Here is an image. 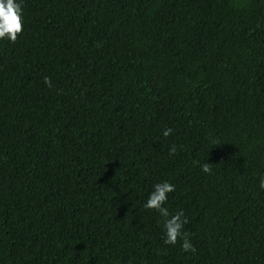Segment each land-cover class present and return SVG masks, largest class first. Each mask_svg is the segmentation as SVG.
<instances>
[{"label":"trees","instance_id":"obj_1","mask_svg":"<svg viewBox=\"0 0 264 264\" xmlns=\"http://www.w3.org/2000/svg\"><path fill=\"white\" fill-rule=\"evenodd\" d=\"M22 8L0 40V264H264V0ZM162 181L194 250L143 207Z\"/></svg>","mask_w":264,"mask_h":264},{"label":"clouds","instance_id":"obj_2","mask_svg":"<svg viewBox=\"0 0 264 264\" xmlns=\"http://www.w3.org/2000/svg\"><path fill=\"white\" fill-rule=\"evenodd\" d=\"M24 23V14L22 0H0V40L15 41L17 35L22 32ZM45 83H49L45 77ZM171 129L162 130L164 136H168ZM176 148L173 146L169 153H175ZM201 170L205 173L210 171L209 163H203ZM260 188L264 189V177L260 179ZM174 191V186L168 181L155 183L149 192L143 207L149 210H155L163 220V238L165 244H176L177 240L181 241V248L184 251L194 250L191 241L187 238V233L183 231L187 218L184 212L178 211L170 214L165 202L168 194Z\"/></svg>","mask_w":264,"mask_h":264}]
</instances>
